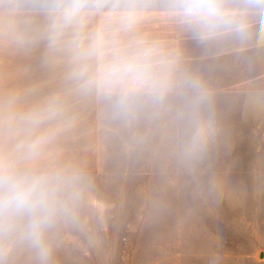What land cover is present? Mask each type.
<instances>
[{"label":"rangeland","instance_id":"obj_1","mask_svg":"<svg viewBox=\"0 0 264 264\" xmlns=\"http://www.w3.org/2000/svg\"><path fill=\"white\" fill-rule=\"evenodd\" d=\"M42 1L49 11L56 2ZM102 2L63 26L64 56L82 55L79 36L93 35L99 75L115 56L151 50L154 82L143 98L134 93L141 87L101 83L118 91L100 101L99 168L52 178L57 211L43 229L46 261L28 237L30 217L0 211V264H264V80L251 84L264 60L251 66V51H227L250 42L249 28H235L248 18L205 34L174 10L176 0ZM129 7L137 12L130 26L121 20ZM193 114L211 120L212 135L189 159Z\"/></svg>","mask_w":264,"mask_h":264},{"label":"crops","instance_id":"obj_2","mask_svg":"<svg viewBox=\"0 0 264 264\" xmlns=\"http://www.w3.org/2000/svg\"><path fill=\"white\" fill-rule=\"evenodd\" d=\"M221 2L249 20L235 28H249L250 42L227 51H251V66L264 60V0ZM79 37L86 38L85 52L65 57L64 27L42 0H0V177L74 178L99 168L100 101L118 90L101 85L94 36ZM257 79L264 80V70L251 84ZM134 93L143 98L142 87Z\"/></svg>","mask_w":264,"mask_h":264},{"label":"clouds","instance_id":"obj_3","mask_svg":"<svg viewBox=\"0 0 264 264\" xmlns=\"http://www.w3.org/2000/svg\"><path fill=\"white\" fill-rule=\"evenodd\" d=\"M105 4L102 0H56L51 5L56 15V22L68 26L81 21L85 15L99 11ZM119 5L114 4L113 8ZM174 10L186 21L197 26L203 33L211 34L215 30L226 28L235 21L232 12L221 0H176ZM137 12L129 7L121 14V20L130 26ZM102 44L98 38L97 47ZM99 75L102 83L111 87L130 84L133 87H144L154 82V70L151 61V50H144L137 57L115 56L110 62L101 65ZM199 89L197 82L191 85ZM206 97L203 93L198 101ZM192 134L185 148V156L195 159L203 153L212 135L211 120L201 121L195 114L190 117ZM0 211L13 215L26 214L30 217L28 237L37 249L41 261H46L49 250L43 242L44 227L57 211L58 185L52 178L39 176L6 175L0 177Z\"/></svg>","mask_w":264,"mask_h":264}]
</instances>
